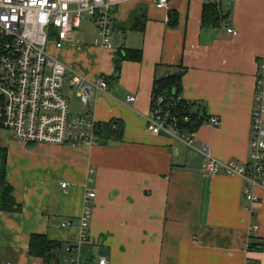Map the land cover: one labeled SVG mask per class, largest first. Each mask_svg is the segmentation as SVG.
Here are the masks:
<instances>
[{
    "label": "crops",
    "instance_id": "1",
    "mask_svg": "<svg viewBox=\"0 0 264 264\" xmlns=\"http://www.w3.org/2000/svg\"><path fill=\"white\" fill-rule=\"evenodd\" d=\"M113 1L110 46L100 43L91 17L51 51L69 75L106 77L109 87L97 93L92 111L100 123L121 119L122 139L90 147L29 145L0 129V147L8 150L6 178L19 205L0 210V264H45L29 254L32 233L76 243L89 189L96 195L88 240L52 264H97L100 257L107 264H264V247L249 248L252 241L264 243V187L255 188L252 202L241 176L204 172L200 150L207 144L213 158L250 159L254 91L264 71V0H169L165 8L155 0ZM207 2L229 14L219 26L202 27ZM171 11L178 13L174 26L168 24ZM124 47L141 48L143 58L122 61L113 79L114 55ZM180 67L182 97L220 119L216 126L201 125L193 146L147 128L155 77ZM69 75L64 92L67 85L71 110L86 113ZM71 255L77 260L68 261Z\"/></svg>",
    "mask_w": 264,
    "mask_h": 264
},
{
    "label": "built area",
    "instance_id": "2",
    "mask_svg": "<svg viewBox=\"0 0 264 264\" xmlns=\"http://www.w3.org/2000/svg\"><path fill=\"white\" fill-rule=\"evenodd\" d=\"M155 2L165 8L169 0ZM114 7L113 0H0L1 130L25 143L89 147L97 144L100 122L92 107L97 93L107 90L109 82L105 77L92 81L75 71L69 75V84L78 90L81 101L88 106L86 113L72 112L64 92L69 69L52 54L51 47L61 48L70 41L86 15L92 17L100 43L110 46L115 29ZM227 30L232 35L238 34L234 26L228 25ZM127 99L134 101L135 96ZM162 101V97L153 100L147 128L154 133H168L193 146L195 131L179 127L178 116ZM207 123L216 126L220 119L209 115ZM200 150L205 155L204 172L241 176L245 196L252 202L257 200L255 188L264 187V71L259 72L254 91L250 159L240 162L213 158L207 144L201 145ZM95 195L91 189L85 194L79 239L66 246L68 252L77 251L88 240ZM69 224V221L63 223ZM67 260L76 261L77 257L71 255ZM107 263L105 257L97 260V264ZM248 264L254 262L250 260Z\"/></svg>",
    "mask_w": 264,
    "mask_h": 264
},
{
    "label": "trees",
    "instance_id": "3",
    "mask_svg": "<svg viewBox=\"0 0 264 264\" xmlns=\"http://www.w3.org/2000/svg\"><path fill=\"white\" fill-rule=\"evenodd\" d=\"M221 10V6L218 3H204L201 21L202 27L219 26L223 20L227 19L229 14H223ZM177 22L178 13L171 11L169 13L168 24L174 26ZM144 26V23H135L134 25L138 30H143ZM142 58L143 51L141 48L124 47L123 49H119L114 55L115 72L111 78L117 79L119 77L122 61H141ZM184 70L185 68L180 67L167 71L163 76L155 77L152 90V103L155 98L162 97V104L170 107L171 112L178 116V126L187 131H196L201 125L207 123L209 115L203 105L182 97ZM185 117L188 119L186 120ZM98 126L96 132L97 143L99 141L107 142L106 140L110 138L122 139L124 124L121 119L101 122ZM28 144L33 145L32 143ZM7 151L6 147H0V210L5 211L19 209V205L12 195L13 187L6 178ZM253 237L252 234L251 239ZM263 247V242L252 241L249 244V248L251 249H262ZM28 250L30 255L41 257L45 264L59 263L62 256L68 252L66 251L64 242L52 239L45 233H32L28 242Z\"/></svg>",
    "mask_w": 264,
    "mask_h": 264
},
{
    "label": "rangeland",
    "instance_id": "4",
    "mask_svg": "<svg viewBox=\"0 0 264 264\" xmlns=\"http://www.w3.org/2000/svg\"><path fill=\"white\" fill-rule=\"evenodd\" d=\"M90 16L89 15H86L85 17H84V19L82 20V25L85 23V22H90L89 20H90ZM83 28V27H82ZM83 29H85V26H84V28ZM86 30V29H85ZM52 53L55 55V52L54 51H52ZM56 56V55H55ZM57 57V56H56ZM69 75V74H68ZM78 90L76 89V88H74L73 89V91H72V94H75V92H77ZM65 92L67 93V94H70V90H69V88L67 87V85H66V87H65ZM7 133H9V136L10 135H12L10 132H8L7 131Z\"/></svg>",
    "mask_w": 264,
    "mask_h": 264
}]
</instances>
